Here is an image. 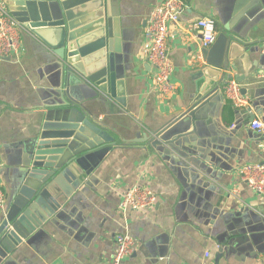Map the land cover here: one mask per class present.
Segmentation results:
<instances>
[{
    "label": "crops",
    "instance_id": "0c3cea01",
    "mask_svg": "<svg viewBox=\"0 0 264 264\" xmlns=\"http://www.w3.org/2000/svg\"><path fill=\"white\" fill-rule=\"evenodd\" d=\"M11 1L19 0L0 4L8 9ZM163 1L117 0L125 68L121 95L90 92L86 98L85 105L118 142H127L107 156L58 217L2 264H114L119 234L137 241L135 253L122 264H215L217 254L219 264H264V197L240 178L242 166L264 164V132L249 122L253 108L264 109V19L250 32L248 42L260 44L250 56V75L239 83L249 105L237 108L225 88L244 76L243 64L235 62L230 80L214 99L208 97L212 82L202 73L201 36L186 31L199 19L213 18L219 33L227 0H183L187 8L170 26L167 41L177 89L163 97L146 58L147 20ZM20 41L18 59L0 60V185L6 194L0 228L13 198L23 144L41 127L45 108L59 101L58 88L66 78L57 56L34 35L20 29ZM79 85L75 79L72 86ZM189 110H198L196 128L185 129L186 138L169 154L133 143ZM255 120L264 123V114ZM133 186L153 191L158 203L143 212L124 211L123 194Z\"/></svg>",
    "mask_w": 264,
    "mask_h": 264
},
{
    "label": "water",
    "instance_id": "95a60500",
    "mask_svg": "<svg viewBox=\"0 0 264 264\" xmlns=\"http://www.w3.org/2000/svg\"><path fill=\"white\" fill-rule=\"evenodd\" d=\"M7 5L17 22L54 52L66 78L65 86L58 88L59 101L45 108L41 127L23 144L13 198L0 228V264L58 217L107 156L127 142L121 138L119 143L111 128L85 105L90 92L121 95L125 68L117 0H19ZM221 12L216 41L201 52L206 64L202 73L212 82L208 97L213 99L230 80L238 60L244 76L236 81L242 83L250 75L254 67L250 56L260 43L248 39L264 19V0H227ZM262 63L259 60L256 66ZM75 79L79 88L72 86ZM253 110L250 123L264 114L262 108ZM197 114L198 110H189L153 136L133 143L169 154L186 138L185 129L196 128ZM220 260L217 254L215 264Z\"/></svg>",
    "mask_w": 264,
    "mask_h": 264
},
{
    "label": "built area",
    "instance_id": "2783aa9c",
    "mask_svg": "<svg viewBox=\"0 0 264 264\" xmlns=\"http://www.w3.org/2000/svg\"><path fill=\"white\" fill-rule=\"evenodd\" d=\"M187 8L183 0H164L150 14L146 25V39L149 42L147 61L154 68V86L160 96L170 97L176 92V85L172 81L174 66L168 51V38L170 26L180 22V16ZM20 25L12 13L0 4V60L18 59L20 53ZM191 36H201V48L208 49L216 41L218 35L217 22L213 18L197 20L186 30ZM264 55V45L262 49ZM225 93L237 108L245 107L247 99L242 94L241 85L230 81ZM251 127L259 132H264V123L255 120ZM240 178L255 194L264 197V164H246L242 166ZM6 194L0 185V211L5 209ZM158 203L157 195L148 188L133 186L123 194L121 207L124 211L143 212ZM116 250L114 264L131 257L137 248V241L129 234H119L115 239Z\"/></svg>",
    "mask_w": 264,
    "mask_h": 264
}]
</instances>
